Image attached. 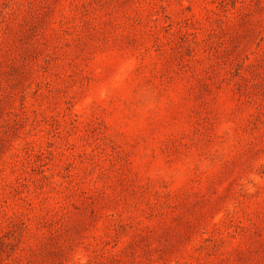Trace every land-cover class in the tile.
I'll use <instances>...</instances> for the list:
<instances>
[{"label":"rangeland","instance_id":"obj_1","mask_svg":"<svg viewBox=\"0 0 264 264\" xmlns=\"http://www.w3.org/2000/svg\"><path fill=\"white\" fill-rule=\"evenodd\" d=\"M0 264H264V0H0Z\"/></svg>","mask_w":264,"mask_h":264}]
</instances>
